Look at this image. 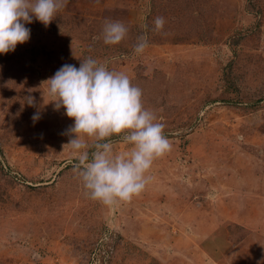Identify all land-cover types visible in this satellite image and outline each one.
Listing matches in <instances>:
<instances>
[{
	"label": "rangeland",
	"instance_id": "obj_1",
	"mask_svg": "<svg viewBox=\"0 0 264 264\" xmlns=\"http://www.w3.org/2000/svg\"><path fill=\"white\" fill-rule=\"evenodd\" d=\"M106 20L128 27L121 43L104 44ZM26 27L0 54V264H264V0H69ZM89 56L143 90L172 145L113 205L86 195L73 120L43 84Z\"/></svg>",
	"mask_w": 264,
	"mask_h": 264
},
{
	"label": "clouds",
	"instance_id": "obj_2",
	"mask_svg": "<svg viewBox=\"0 0 264 264\" xmlns=\"http://www.w3.org/2000/svg\"><path fill=\"white\" fill-rule=\"evenodd\" d=\"M68 2L0 0V54L15 51L30 39L26 25L33 19L47 26ZM165 23L163 16L155 17L154 30L161 31ZM128 30L121 21L106 20L101 33L104 44L121 43ZM147 47L148 38L141 35L133 50L142 54ZM43 84L54 109L63 108L73 120L61 134L69 137L65 145L77 156L73 171L86 195L113 205L140 194L153 179L154 160L172 147L165 123L145 107L143 90L125 72L91 56L82 58L79 67L63 64ZM24 99L29 106L35 103L30 95ZM31 119H41V112L33 113ZM113 138H119L125 149L118 150Z\"/></svg>",
	"mask_w": 264,
	"mask_h": 264
}]
</instances>
